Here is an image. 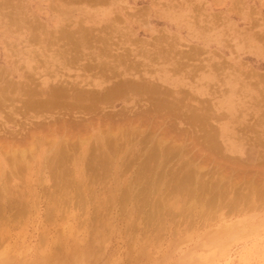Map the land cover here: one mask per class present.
<instances>
[{
    "label": "bare ground",
    "instance_id": "1",
    "mask_svg": "<svg viewBox=\"0 0 264 264\" xmlns=\"http://www.w3.org/2000/svg\"><path fill=\"white\" fill-rule=\"evenodd\" d=\"M80 1L82 2L85 0ZM87 1L86 3H89L90 0ZM93 2L95 3L96 0ZM233 7L235 8V6ZM67 10H69V8H67ZM192 11L194 12L195 10ZM84 12L88 13L87 11ZM138 12L139 11L135 13ZM34 13L40 17L42 12L40 13V9L36 7ZM64 13H66V11H62L60 15ZM146 13H148V11L144 12L142 16L146 17ZM30 15L28 7L24 4L21 5L18 0L0 1V28L2 30L0 35L10 40L8 42L9 44L13 43L11 46L9 45L10 47L5 44L6 52L4 54L0 53V63H5L8 67L6 69L0 65V214L3 215L2 221L6 219V221H4L5 223L0 221L1 225H9L10 223L9 218L4 216L5 213L12 212L16 208H18L20 212H26L36 207L40 202L39 198H41L44 193L39 192L38 188L42 183L49 182L50 175L53 177L51 186L54 193L56 194V192H59V196H61L67 195L68 187L71 189L75 188L76 190L81 187L79 186L83 184L81 183V179H83V175L86 174V172L83 174L82 166H96V169L97 166L121 167L124 166V164L129 166V163H131V165L145 167L154 166L153 164L155 162H159V164L156 165L159 166L166 159L169 161L174 155L177 153L179 154L182 145L178 144L177 141H173L176 139L175 136L173 140H170L166 139L162 133H166L165 135H167V132L171 133L174 129H172L171 132L168 130H170L172 126L177 128L176 124L185 127V129L187 128L190 132L192 130H196V132H198V129L201 130L199 131L200 133L198 132L199 135L197 134L198 136H196H200L199 139L195 138L204 142L202 149L208 146L214 150V152L211 151L212 153L219 152V155L227 153L226 156L230 154L233 159L235 157L238 159H250V157L252 158L251 151L253 150L248 147H259L262 151L257 152L255 160L264 163V137L262 136V134L264 135V117H262L264 116L262 115L264 109L261 114L260 107L256 108V105L246 106L245 104L247 103L243 104V101L239 98L241 96L242 99H245L247 95L245 94L246 90L250 93L254 92L257 98L262 95L252 88H249V85L246 83L247 81L243 80L242 86H239V92H237V89L233 86L238 80L231 81L229 79H224L222 81L220 79V81L219 73H215V71L219 69H215L214 67L215 70H213V67L208 63L209 59L204 60V58H202L204 57L202 55L205 54V49H198V47L195 46L190 47V45L184 47L182 45V40L191 42L190 39L183 38L181 40L178 38L179 36H170L165 33L158 35L153 34L154 36L151 38V41L145 42L144 40L141 41L140 39L137 40L136 38H132V35H134L132 31H128L129 34L121 35L122 37L118 36L125 29L124 27L120 28L116 22L112 25L107 24L104 32L103 30L95 29L90 26H82V24L64 27L63 22L65 20L63 19L59 20L61 24L56 25L54 27L56 29L52 31V33H49L44 26L38 24L40 22L38 20L39 18L35 19L36 21L38 20V23H35V20L31 21L32 19H29ZM127 16L129 17L130 15L128 14ZM132 16L134 15H131V17ZM138 20L137 22L141 23ZM142 22L143 25L146 26L145 21ZM143 25H141V27ZM173 25L169 27L175 28L177 33L180 24L175 23ZM186 27L188 28L189 26L187 25ZM130 30L132 29L130 28ZM178 32L182 33L180 31ZM201 40L204 41L205 39L201 38ZM14 56H18L17 61H13ZM222 61H224V58ZM22 67L23 69H21ZM176 74L178 75L180 83H182L184 87H187V91L183 90L187 93L189 91L190 93L188 94L199 93L200 97L205 95L214 98L215 92L213 93L210 91L211 87L213 85L221 87L225 84L230 85L228 89L229 92L223 98L224 101L220 103V107L219 104L217 105V103L213 102L211 105L212 108H210L208 104L203 103L202 107L198 105L200 107L194 106L192 109L191 105H187L185 101V99H187L186 97L189 96L182 94L183 92H180L181 90H175V83L177 82H175L176 79H174V75ZM224 74L225 73H223V76ZM243 76L246 77L244 74ZM261 79L264 78H260V82L262 81L264 84V80ZM263 89L264 86H261V90ZM221 93L223 94V92ZM237 97L239 98L238 100H236ZM209 100L207 101L206 99L207 102H209ZM263 100L264 98L262 101ZM188 101L191 100L188 98ZM206 101L204 100V102ZM194 103H196V101ZM240 104H243V106ZM239 106L242 107L245 112L248 111L250 114L256 116L259 114L260 116V118L255 119L257 121L254 120V125L244 126V128L248 129L242 127V124L245 122H240L244 120L245 114L241 115L240 120L235 113L240 111L238 110ZM257 106L259 105L257 104ZM220 108H224L227 111V115L221 112L217 114ZM214 109H216V112ZM157 114L161 115L162 118H160L162 121L159 118L157 119ZM238 115L240 116V114ZM155 116L157 120H154ZM212 117L215 118L214 121ZM152 118L157 122L160 120V125L155 122V124L157 123L159 126L156 124L157 129L152 127L154 129L151 131V128L149 129L148 127V123H151ZM224 119L226 120L225 124L220 122ZM211 122H215L218 127H212ZM163 125L166 130L168 129L167 132L164 130L161 132L160 128L162 129ZM255 128H260L262 133L259 134L257 132L258 130H254ZM179 129H177V131H179ZM182 129L183 128H181V130ZM181 130L179 131L180 133ZM193 131L192 133H195V131ZM255 131L259 135H256L257 133ZM245 132L250 133L248 134ZM252 132L256 134L254 133L255 135H253ZM159 133L161 137L158 136ZM180 133L178 135H181ZM192 139H194V136ZM210 148L205 149V152L206 150L209 151L208 149ZM220 151L222 153H220ZM207 157L206 155V158ZM133 161L135 162L133 163ZM168 161L166 163H168ZM190 161H192V159H190ZM183 162L182 166H184ZM166 163L163 164L165 165ZM163 164L160 171L164 168ZM56 166L59 167V171L55 169ZM66 166L70 167L67 168ZM248 167L251 168L252 166ZM53 168L56 171H53ZM32 169H34L35 175L38 177V182L34 183L36 185H33L36 190L32 188V185H28L30 182L27 180L31 176ZM22 170H25V175L21 174ZM113 170L115 173V168ZM151 171V175H154V169H151ZM160 171L158 173H160ZM124 172L125 171H122L121 174L123 175ZM71 173L74 175V179L72 178L73 180L65 177L66 175L69 176ZM162 173L163 171L157 174V178L160 176L162 177ZM27 174L29 175L28 178H26ZM201 176L198 168L194 169L193 167H187L184 172L177 177V181L173 186L180 191V194L181 191H190L192 187L193 190L191 189V191H194L199 185L207 187L208 191L206 190L207 193L204 200L205 203L206 201L208 202V207H206V209H208L207 211L217 213L218 211L222 212L227 209L229 214L233 212V214L240 215L250 210H256L257 207L261 205V202L264 201V199H262L264 197L262 196L260 199H255L256 193L253 189H248L249 191L251 190L250 192H252V194H248L249 191L247 190H240L238 195H233L234 188L229 187V189H223V182L221 181H218L219 183L217 182V185L212 183L214 186L216 185L215 187L212 184L206 185L207 183L205 184V182L199 183L198 178ZM89 181H87V183H89ZM150 182L151 181L147 184ZM225 182L227 181H224V183ZM129 183L131 184V182ZM130 184H128L130 188L126 189L127 191L132 190ZM86 185L88 186V184ZM124 185L123 187H125ZM191 185L193 186L191 187ZM117 186V184H111L109 191H113V193L115 191L117 192ZM45 187V190L51 195L52 191H49L50 186L47 185ZM146 187H149V185ZM84 188L86 190V186ZM125 188H127V186ZM145 188H143V190H147ZM87 189H89V187H87ZM91 189L89 190L90 192L92 191ZM126 190L124 192L123 189L122 191L124 193L122 192L119 197H114L112 194L108 197L110 200L113 199L112 202L116 201V199L125 201L127 197L130 198V193L128 194ZM234 192L237 193L236 191ZM91 193L93 194L95 192L92 191ZM142 193H139V195H142ZM147 193L146 191L145 194ZM135 194L138 193L135 192ZM191 195H189V198H191ZM202 195L204 194L202 193ZM74 196L76 197V194H74ZM79 196L83 197L82 199L80 197L82 202L80 206H82L86 197L85 195L83 196V192H81ZM112 196L113 198H111ZM93 197L94 194L92 198ZM56 198H58L57 195L49 199L51 204L47 205V208L45 207V211L47 209L46 214H52L54 211H57L58 205L61 204V202L58 205L57 203H53L52 201H58ZM133 198L135 197L133 196ZM136 198H138V196ZM127 201L128 200H126V202ZM155 202L154 204H156ZM210 202H213V204L209 207L211 204ZM99 204L100 203H96L93 208L99 207ZM73 205L75 207V204ZM83 207L84 205L82 206V211L84 209ZM204 207L205 204L202 206V210L206 212ZM154 208L155 207H153V209ZM161 209L162 207L158 210L162 212ZM187 210L190 211V209ZM159 211L158 213H160ZM25 212H23V214H25ZM154 212L153 215L156 214V210H154ZM14 213L16 216L17 212ZM148 214L150 215V213ZM219 214L223 215V212ZM1 238H3V236ZM51 258L53 260L56 259L55 256ZM3 261H5V259H3Z\"/></svg>",
    "mask_w": 264,
    "mask_h": 264
},
{
    "label": "rangeland",
    "instance_id": "2",
    "mask_svg": "<svg viewBox=\"0 0 264 264\" xmlns=\"http://www.w3.org/2000/svg\"><path fill=\"white\" fill-rule=\"evenodd\" d=\"M18 1H20L21 5L24 4L28 7L31 14L29 19L34 21L36 18H39L38 20L41 23H38V20L34 22L44 26L49 33H52V31L56 29L54 27L61 24L59 20L63 19L65 20L63 22L64 27L82 24V26H90L103 31L107 24L112 25L116 22L120 28L124 27L126 30L122 31L118 36L122 37L121 35L129 34L128 31H132L134 34L132 38H136L137 40L140 39L141 41L144 40L145 42L151 41L154 35L165 33L170 36H179L178 38L181 40L183 38H188L191 42L182 40V45L184 47L190 45V47L195 46L198 47V49H205V54L202 55L204 56L202 58H204V60L209 59L208 63L213 67V70L219 69L218 71L216 70L217 72L215 71L216 74L219 73L220 75L219 80H238L233 85L235 89H237V92H239L242 82L247 81L246 83L249 85V88H252L262 95L257 98L254 92L250 93L246 90L245 94L247 95L245 99H242L241 96L239 98L243 101V104L247 103L245 104L246 106L256 105V108H261L260 113L262 114L263 112L264 100L262 101V99L264 98V89L261 90V86H264V84L262 81L260 82V78H264V0H103L104 2L102 0H96V2L100 4L94 3L93 1L95 0H90L89 3H86L88 2L87 0L82 2L80 0ZM233 6H235V8ZM36 7L40 9V13L42 12L40 17L34 13ZM67 8H69V10H67ZM192 10L195 11L193 12ZM62 11H66V13L60 15ZM137 11L139 12L135 13ZM146 11H148V13H146L147 16L143 17L142 15ZM127 13L130 15L129 17ZM131 15L134 16L131 17ZM44 19L48 20L46 21ZM137 20L141 23H138ZM141 20L145 21L146 26L143 25ZM175 23L180 24L179 27L181 29L179 28L178 31L182 33L178 31L176 33L175 28L169 27ZM253 23L256 24L254 25ZM141 25L143 26L141 27ZM187 25L189 29L186 27ZM130 28L132 30H130ZM0 32H2L1 28ZM201 38L205 39V42L201 40ZM9 41L10 40L0 35L1 54L6 52L5 44L8 45V47L13 44H9ZM223 58L224 61H222ZM17 59L18 56L13 57V61H17ZM0 65L6 69L8 68L5 63L1 62ZM21 69H23V67ZM223 73H225L224 76ZM243 74L246 75V77L243 76ZM257 75H260L259 78ZM174 79H176L175 82H177L175 83V90H181L180 92H183L182 94L189 96L186 97L187 99H185V101L187 105H191L192 109L194 106L200 107L198 105L202 107L203 103L208 104L209 107L212 108L211 105L213 102L217 103V105L219 104L220 107V103L224 101L223 98L229 92L228 89L230 87L228 84L221 87L213 85L212 87L210 86V91L213 93L215 92L214 98L205 95L200 97L199 93L188 94L190 93L189 91L188 93L185 92L184 90L187 91L188 89L180 83L177 74L174 75ZM221 92H223V94ZM205 97L207 101L212 99L209 100L211 104L206 101ZM188 98L191 101H188ZM239 98L237 97L236 100ZM204 100L206 102H204ZM195 101L196 103H194ZM243 104L240 105L243 106ZM257 104L259 106H257ZM239 107L238 110L240 111L235 113L240 120L241 115L245 114L244 120L240 121L242 123L245 122L242 124L243 128L245 125H254V120L260 118L259 114L258 117L250 114L247 110V112H245L242 107ZM214 111L216 112V109H214ZM220 112L223 114L226 113L227 115V111L224 108H220L217 114H220ZM238 114H240V116ZM262 115H264V113ZM156 116L157 119L162 118L160 114ZM156 116L154 117L155 119H151V123H148V127L149 129L151 128V131L154 129L152 127L157 129V126L160 125V120L159 122L154 121L157 120ZM249 116L253 117L251 118ZM214 119L215 118H213V121ZM155 122L159 123V125L156 123V126ZM220 122L225 124L226 120L224 119ZM211 124L212 127L217 125L215 122H211ZM176 126L177 128L172 126L170 130L167 129L169 132L174 129V132H171L172 134L167 132L164 125L160 130L161 132L162 130L167 132V135H165L166 133L164 132L162 133L166 139L173 140L175 136L176 139L173 141H177L178 144L182 145L181 151L179 152V154H182L179 155L177 153L178 156L177 154L174 155V158H170L169 161L166 159L159 166H156L159 162H155L153 164L154 166L145 167L131 165V163H129V166L124 164V166L121 167L97 166L96 169V166H82L83 174H85V172L86 174L83 175V179H81V183L83 184L79 185L81 186V190L80 188L76 190L75 188L71 189L68 187L67 195L61 196H59V192H56V194L54 193L51 186L53 177L50 175L49 182L42 183L38 188L39 192L44 193L43 196L39 198L40 202L36 205L37 208L34 207L26 211L27 213L23 211L25 214L20 212L18 208L4 214L5 217L9 218L10 223L9 225L3 224L4 226L0 224V264H264V206H262L264 205V201L261 202L260 206L257 204L258 207L256 210H250L245 214L239 215L233 214V212L229 214L226 209L222 211L223 215H221L219 214L222 213L221 211L217 213L207 211L208 209H206V207H208V202H204L207 193L206 190L208 191L207 187L199 185L194 189V193V191H191V189L193 190V185H191L192 188L190 191H181L180 194V191L173 186L177 181V177L184 172L185 168L193 167L194 169L198 168L202 175L198 178L199 183L205 182V184L207 183L206 185L212 183L217 185V182L221 181L223 182V185L221 184L223 189H229V187L234 188L233 195H238L240 190L249 191L248 189H253L256 193H254L255 199H260L261 196L264 197V188H262L264 187V163L259 160L256 161L255 159L257 157V152H261L262 149L259 147H248L253 150L251 151L252 158H239L240 160L237 157L234 159L231 158L232 156L230 154L226 156L227 153L223 154L221 151L220 153L222 154L220 155L219 152L212 153L214 150L208 146L206 147L210 148L208 149L210 152L207 150L205 152L207 148L205 147V149H202L204 142L198 140L200 136L196 137L201 130L198 129L199 133L196 132V130H194L195 133H192L193 130L190 132V130H187V128L185 129V127L181 125L176 124ZM181 128L183 129L181 130ZM177 129H179V131L181 130V133L177 131ZM254 130H258L257 132L259 134L262 133L260 128H255ZM179 133L181 135H178ZM254 133L252 132L253 135L256 134ZM258 133L256 135H259ZM158 136L161 137V134L159 133ZM193 136L194 139H192ZM262 136L264 137L263 134ZM206 155L208 156L207 158ZM190 159H192L193 162L190 161ZM167 161L168 163H166ZM134 162L135 161H133V163ZM182 162L184 166H182ZM163 163L166 164L164 165ZM162 164L164 165V168L161 170L163 171L162 177L160 176L158 179L157 174L161 173L160 169L163 167ZM248 166L252 167L249 168ZM66 167L69 168L70 166ZM58 168V166L55 167L57 171H59ZM114 168L115 173L113 170ZM151 169H154V175H151ZM52 170L56 171L54 168ZM122 171H125L123 175L121 174ZM159 171L160 173H158ZM24 173H26L25 170H22L21 174L25 175ZM93 174H97L98 176L95 175L97 176L95 177ZM28 177L29 175L27 174L26 178ZM65 177L70 178V180L74 179L73 173ZM27 180L30 182L28 185H32V188L35 189L33 185H36L34 183L38 182V177H36L34 169H32L31 176ZM158 180L161 181L159 182ZM87 181H89V183H87ZM149 181L151 182L147 184ZM224 181L227 182L224 183ZM129 182H131V184ZM127 183L131 185V191L126 190L130 188ZM86 184H88V186ZM111 184L118 185L117 192L115 191L113 193V191H109ZM122 184H125L124 186H127V188L123 187ZM146 184L149 185V187H146ZM47 185L50 186L49 191H52L51 195L45 190V186ZM85 186L86 190L84 188ZM87 187H89V189H87ZM143 188L147 190H143ZM90 189L95 192L93 193V198L92 191H89ZM123 189L124 192L126 190L128 194L130 193V198L127 197L125 201L116 199L114 202H112L113 199H109L108 196H111V194L114 195V197H119ZM79 191L83 192V196L85 195L86 197V200H82L84 202L83 211V205L80 206L83 197L79 196L81 193ZM146 191L149 194H145ZM250 191L248 194H252ZM135 192L138 194H135ZM139 193H142V195H139ZM202 193L204 195H202ZM74 194H76L77 198ZM55 195L58 196V198H56L58 201L52 202L57 203V205L61 202V204L58 205L57 211H54L52 214H46L47 209L45 211V207L47 208V205L51 204L49 199ZM189 195H191V198H189ZM133 196L135 198L138 196V198L135 200ZM187 197L190 200H188ZM111 198H113V196ZM126 200H128L127 202L129 204ZM154 202L156 204H154ZM96 203H100V206L94 209L93 206L95 207ZM73 204H75V207ZM204 204V210L206 212L202 210ZM212 204L213 202L209 207ZM153 207L155 208L153 209ZM159 207H162V212L159 211ZM187 209H190V211ZM154 210H156V214L153 215ZM158 211L160 213H158ZM14 212H17L16 216ZM148 213H150V215ZM2 218L3 215L0 214V221H6L5 218V220L2 221ZM2 236L3 238H1ZM52 255L56 257L55 260L51 258L53 257ZM3 259H5V261H3Z\"/></svg>",
    "mask_w": 264,
    "mask_h": 264
}]
</instances>
